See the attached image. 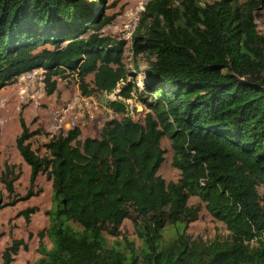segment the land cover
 Segmentation results:
<instances>
[{
  "label": "trees",
  "instance_id": "1",
  "mask_svg": "<svg viewBox=\"0 0 264 264\" xmlns=\"http://www.w3.org/2000/svg\"><path fill=\"white\" fill-rule=\"evenodd\" d=\"M263 4L148 1L130 41L134 58L148 57L137 93L123 61L125 42L100 33L112 22L107 0H0V90L38 69L48 95L56 79L70 76L83 97L110 95L125 83L115 100L104 102L123 118L107 121L97 139L79 140L75 127L52 138L40 157L28 142L35 134L20 122L15 146L30 183L45 175L54 203L39 234L50 248L39 246L35 264H264L258 191L264 189V35L255 22ZM133 93L148 111L141 124L124 103ZM163 137L177 182L157 175ZM9 174L6 167L1 181L11 193ZM190 198L205 205L228 237L187 236L199 212L188 206ZM126 220L140 252L133 242L116 240ZM167 229L175 232L170 240ZM21 245L13 242L0 264H11Z\"/></svg>",
  "mask_w": 264,
  "mask_h": 264
},
{
  "label": "rangeland",
  "instance_id": "2",
  "mask_svg": "<svg viewBox=\"0 0 264 264\" xmlns=\"http://www.w3.org/2000/svg\"><path fill=\"white\" fill-rule=\"evenodd\" d=\"M145 1L107 0L106 15L112 17V22L100 32L102 36L110 37L116 42H125L123 61L130 70L131 76L135 75L137 93L142 92L144 88L143 76L148 64V57L139 55L134 58L130 51V38L127 37L128 33L137 26L140 17L138 7ZM199 1L211 3L214 0ZM237 1L243 2L244 0ZM257 14L255 19L257 30L264 35V4ZM43 49L51 50L47 46L39 48L35 53ZM134 63L137 65V69H135ZM133 77H131V81L134 79ZM32 80L34 81L29 83L18 79L14 84L0 90V194L2 202L0 205V258L13 242H22L16 255L12 257L11 264H35L39 258V246L42 244L50 248L48 239L46 237L39 238V234L48 228L49 213L53 211L54 207L51 181L45 175L39 174L31 184L30 169L18 154L15 140L21 133L20 122H23L29 133L35 134L28 142L31 149L42 157L46 155L44 146L59 133L77 127L81 131L79 140L97 139L107 121H119L123 118V115L109 111L104 102L115 100L125 83L119 84V89L106 99L102 95H93L92 99L87 101L88 106L82 104L80 110L76 105H73V108H67L69 103L76 100L77 95L83 97L78 89L76 77L56 79V90L51 95L47 94L45 85L40 83L44 80L43 70L38 69ZM92 81V75L86 78L90 87ZM40 87L44 88L41 90ZM136 95L133 93V99L125 100L128 104L127 114L134 122L141 124L148 111ZM66 108L67 112L64 111ZM161 148L165 154L157 175L166 183L177 182L180 174L171 165L172 150L167 137L162 138ZM6 167L10 171L8 180H14L11 193L6 191L5 185L1 181ZM258 191L264 198V189L259 188ZM187 204L189 207L199 209L197 220L191 223L186 230L189 238L210 242L218 237L221 239L228 237L224 225L212 218L205 210V205L197 198H190ZM174 236L173 229L165 231L166 240H170ZM105 237L109 244L114 240L107 234ZM123 239L133 242L137 251H141L142 245L135 234L131 221H124L119 228V236L116 240L123 243Z\"/></svg>",
  "mask_w": 264,
  "mask_h": 264
},
{
  "label": "built area",
  "instance_id": "3",
  "mask_svg": "<svg viewBox=\"0 0 264 264\" xmlns=\"http://www.w3.org/2000/svg\"><path fill=\"white\" fill-rule=\"evenodd\" d=\"M150 1V0H146L145 2L139 4V7H138V14H140L141 12L144 11V8L147 4V2ZM138 16V15H137ZM135 30V27L134 29L128 33V37L127 38H130V41H131V36H132V33L134 32ZM38 71V70H32L31 72H27V73H24L23 75H21L18 79L20 81H28L29 83H32L34 80H32V77L34 76L35 72ZM41 84H44L43 81L40 82ZM122 84V83H121ZM44 88V87H43ZM43 88L40 87V89L42 90ZM141 89V88H140ZM112 94L110 95H107L105 93L102 94V96L106 99L108 98V96H111ZM91 97H81L79 95H77V98L76 100L73 102V103H69L70 105H68L67 108H73V105H76L78 107V109L81 110V107H82V104H86L88 106V103L87 101L90 100ZM92 99V98H91ZM133 99V98H131ZM130 99V100H131ZM129 101V100H128ZM124 103L127 105V108H128V104H127V101H124ZM81 104V106H80ZM67 108L64 110L65 112H67ZM128 110V109H127Z\"/></svg>",
  "mask_w": 264,
  "mask_h": 264
}]
</instances>
